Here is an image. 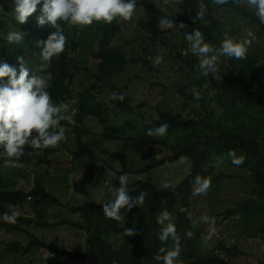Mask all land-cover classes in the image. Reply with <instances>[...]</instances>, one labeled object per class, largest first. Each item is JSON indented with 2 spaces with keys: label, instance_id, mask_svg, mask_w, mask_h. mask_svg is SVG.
<instances>
[{
  "label": "rangeland",
  "instance_id": "1",
  "mask_svg": "<svg viewBox=\"0 0 264 264\" xmlns=\"http://www.w3.org/2000/svg\"><path fill=\"white\" fill-rule=\"evenodd\" d=\"M154 5L161 14L147 9L145 6H137L129 19H117V33L111 46L124 50L128 59L126 69L114 76L113 81L117 87L115 91L98 93V97L106 101L108 115L113 123L123 129L131 137H139L147 134L148 129L156 128L158 119L156 109L171 111L178 115L179 121L187 122L197 119L200 111V102L191 99L185 106V98L175 92V88H185L195 97H204L208 112L213 114V123L219 129L230 135L243 134L247 137H264V110L255 104V100L244 102L243 100H231L232 111L227 108V102L219 98L214 90H211L207 80L193 61L202 60L204 57L194 55L191 47L184 48V30L177 23L176 18L182 12L184 0H142ZM247 4V0H241ZM204 13L211 10V14L218 20L222 30V37L227 32L229 37L249 38L247 32L255 37L248 47L247 54L257 58L256 65L250 70L244 67L236 58L225 57L223 67L230 62L235 64L237 72L247 78L256 77L264 80V32L244 17L237 15L228 8L202 5ZM160 17H166L175 21L176 26L159 28ZM153 22L151 29L143 28L139 23ZM25 24V23H24ZM24 24H18L15 20L14 0H0V39L7 41V34L14 28H21ZM90 26H67V44L65 50L69 63L70 85L72 93L65 102L68 105L63 113L65 119L71 120L78 112V103L81 95L90 88L94 75L98 72L97 61L91 56L90 50H99L98 41L86 45V33ZM102 38L99 35L98 40ZM251 39V38H249ZM25 41L22 40L21 43ZM9 43V42H8ZM74 44H77L76 47ZM62 53L52 59L58 61ZM159 57V61H157ZM0 63L2 58L0 57ZM49 62H44V69L49 67ZM120 97H123L121 100ZM229 101V100H227ZM130 107L131 111H123L122 107ZM204 114L203 116H205ZM113 121V122H112ZM87 134L82 138L90 150L86 159L76 160L75 153L78 150L77 132L75 124L71 128L62 127L66 139L46 158L38 160L31 165H20L11 161L3 162L0 167V187L8 190L35 191L38 185L43 184L47 190L58 197L62 205L47 207V213L42 222L45 226L33 224L28 227L34 237L45 243L49 248H31L22 255L11 253L9 244L21 242L29 244L32 239L24 233H15L2 229L0 226V264H92L91 261L75 262L63 260V252L84 251L90 232L80 230L72 226L57 225L59 221L79 222L85 225L91 224V216L83 217L73 211L74 207L85 202L102 204L115 198L116 184L121 175H128L129 191L136 189L140 182H151L158 190L170 192L190 172L191 162L183 158L174 163L165 164L152 169L149 172L138 174L137 171L152 163L151 156L162 159L165 146L177 145L187 140H194L197 134L196 128L186 127L181 131L168 130L163 137H150L145 140L144 153L128 149L126 151L125 172L121 162L109 160L107 151H121L123 141H108L102 136L104 125L97 117H87L84 121ZM58 126L56 131H59ZM156 149H163V154H154ZM149 152V154H147ZM87 156H89L87 158ZM87 161V162H86ZM222 161V162H221ZM87 165L83 166V163ZM210 187L205 193H192L190 199L191 228L192 233L186 237L185 243L194 244L195 249L202 254H216L232 264H259L264 262V193L260 194L253 183L251 173L246 169L233 166L226 155L212 157L206 167ZM4 185L1 186V183ZM254 201L260 212L256 215H248L246 212L232 214L239 205ZM33 200L29 201L23 210L10 207L28 218L34 216L32 210ZM180 204L166 206L165 210L172 215L173 222L177 221ZM31 215V217H30ZM157 216H149V221L158 220ZM206 217L204 220L202 218ZM0 221H5L0 213ZM127 224L128 221H123ZM160 228L163 226L158 224ZM115 232L112 237V245L121 246L124 241L123 234ZM109 239V238H108ZM55 255V256H54ZM64 258H68L67 256Z\"/></svg>",
  "mask_w": 264,
  "mask_h": 264
},
{
  "label": "trees",
  "instance_id": "2",
  "mask_svg": "<svg viewBox=\"0 0 264 264\" xmlns=\"http://www.w3.org/2000/svg\"><path fill=\"white\" fill-rule=\"evenodd\" d=\"M208 5L213 7L228 8L234 11L237 15L244 17L251 24L257 25L264 32V24L260 22L256 15L254 8H249L243 4L241 0H184L182 3V14L176 18L179 25L183 24L184 27V45L183 47H191V42L186 39V36L195 30L203 33L205 42L210 43L217 48L223 41V33L219 26L218 20L209 12L204 13L203 8L198 9L197 5ZM137 6H145L159 14L160 10L154 5L148 4L142 0H136ZM43 0L41 4L37 5V11L28 18V21L21 28L24 43H8L0 39V57L2 62H7L9 65L17 69L19 75V61L17 57H23L25 65L29 70L30 76L34 69H36L41 61L42 47L41 42L48 39L55 28L51 25L40 26L38 24V17L42 14ZM202 11V15L196 18L197 12ZM118 19V18H117ZM117 19L111 24L103 21L94 22L87 30L83 29L82 34L86 33L85 44L90 45L92 42L98 41L99 50L97 52L90 50L91 56L97 61L98 72L94 75L93 82L89 89H87L80 97L78 103V112L71 120H61L60 126L71 128L74 123L73 129L77 132L78 150L75 153L76 160L86 159V154L89 152V146L82 141V138L87 134V129L84 121L87 117L93 116L99 118V122L104 125L102 136L108 141H123V148L121 151L109 152L107 155L112 162H121V166L125 172H129L126 167V151L128 149L135 150L139 153H144L143 146L145 140L150 137L147 134H142L139 137H131L126 134V130L110 123V117L106 108V101L98 97V93L105 91H115L117 87L113 81L116 74L123 72L127 65L128 59L124 50L120 47H112L111 43L117 33L118 27L116 25ZM63 34L66 37L65 49L62 52L58 61L53 59L45 72H50L52 79L48 91L57 104L66 102L72 93L70 85L69 63L65 50L68 49L67 44V26L69 22L59 21ZM145 29H151L155 26L153 22L139 23ZM102 38L98 40L99 35ZM76 47L77 44H74ZM226 57V56H225ZM225 57H220L224 60ZM201 60H194L193 64L198 67ZM240 63L249 68L250 70L256 65L257 58L246 53V58L239 59ZM218 73L216 74L219 79L215 78L211 73L208 75L207 83L211 90H214L219 98L227 104V108L232 111L231 100H243L250 102L255 100V104L264 110V80L261 78L250 77L247 78L244 74L237 72L235 64L230 62L223 67L222 62L219 60ZM8 78L0 83H6ZM175 92L185 98V106L189 100L196 99L192 93H188L185 88H175ZM200 102V111L197 119H190L187 122L179 121L178 115L171 111H163L156 109L158 119L155 125L159 127L161 124L167 123L170 125V130L181 131L186 127L196 128L197 134L194 140L190 139L186 142L169 145L162 143L166 150L162 159L151 156L152 163L146 165L144 168L137 171L138 174L146 173L152 169L174 163L183 158L189 159L191 162L190 172L187 176L178 183L170 192H164L157 189L151 182H140L139 186L129 191L130 195H138L141 191L147 192V196L142 205L134 207L131 211L126 209L121 210L124 215V227L120 223L111 218H107L103 213V204L110 202V199L102 204H94L85 202L83 205L73 208V211L83 217L88 214L91 216V224L85 225L84 221L70 222L59 221L57 225L72 226L80 230L90 232L87 240V246L84 251H67L62 255L65 259H72L75 262H85L90 260L92 264H159L154 257L161 248H170L173 244L171 238L165 242H161L158 238L161 228L156 220L149 221V216H157L162 211H165L166 206L180 204L177 221L175 222L176 231L180 237L181 255L180 259L183 264H232L223 257L216 254H202L199 253L194 244L189 242L185 243L187 233L191 228V219H189L190 199L193 193L194 181L197 176L208 178L206 167L209 160L215 156L226 155L231 165V157L227 155L230 150L235 151L236 158L243 157V162L236 167L246 169L251 173L253 183L257 186L260 194L264 193V137H247L243 134L230 135L225 131L219 129L213 123V114L208 112L206 101L204 97L197 99ZM229 100V101H227ZM232 103V104H231ZM123 111H131L130 107L123 106ZM206 114L205 116H203ZM262 124L264 125V119ZM59 146H52L43 150H36L31 147L25 146V152L17 160L16 157H6L0 155V167L4 161H11L20 165H31L32 163L46 158L56 150ZM163 149H156L155 152L149 151L154 154H163ZM5 149L0 145V154L4 153ZM149 152L147 154H149ZM31 153V154H30ZM55 153V152H54ZM89 156H87L88 158ZM87 162V161H86ZM83 163V166L87 163ZM4 179L0 176V181ZM120 187V180L116 182ZM4 182L1 183V186ZM33 200L32 210L35 211L32 218L28 215H22L20 212L15 223L8 221H0L2 229L15 233H24L32 239L29 244L15 242L9 244V251L16 255H22L31 251L33 248H49L45 243L34 237V234L28 229L29 226L36 224L37 226H45L47 223L42 222L47 213V207L52 205H62L58 197L53 195L46 187L40 183L35 191L28 192L25 190H8L0 187V213H9L13 211L10 207L23 210ZM186 210V211H184ZM246 212L248 215H256L260 212L257 204L247 202L239 205V207L232 211V214ZM31 217V215H30ZM114 223L116 224L117 234H123L124 229L135 228L136 234L134 236H124V241L119 247L112 245V237L115 232ZM109 238V239H108ZM55 256V255H54ZM259 264H264L261 262Z\"/></svg>",
  "mask_w": 264,
  "mask_h": 264
},
{
  "label": "clouds",
  "instance_id": "3",
  "mask_svg": "<svg viewBox=\"0 0 264 264\" xmlns=\"http://www.w3.org/2000/svg\"><path fill=\"white\" fill-rule=\"evenodd\" d=\"M39 4L41 0H14L15 20L18 24L26 23L28 18L37 11ZM247 4L255 9L258 19L264 24V0H247ZM197 7L202 9L203 6L198 4ZM135 8L136 0H43L42 14L37 18L38 24L40 26L51 25L56 30L46 41L41 42L40 65L33 70L30 76L23 57H17L20 65L19 75L14 66L6 61L0 63V81L8 78L6 83H0V145L5 149L0 155L16 157L18 160L24 154L26 145L36 150H43L56 146L66 139L64 129L62 127L59 131L56 129L60 126V121L65 119L63 113L68 105L64 102L57 104L53 101L48 91L52 76L50 72L44 71V62L50 63L54 56L59 55L65 49L66 37L58 22L65 21L80 26H90L100 21L111 24L118 17L131 18ZM201 15L202 11H198L196 18ZM174 26H176L175 21L160 17L159 28L162 31ZM179 27H184V25L181 24ZM23 35L18 28H14L7 34V41L19 44L23 40ZM246 36L251 39L229 37L226 32L219 48L205 42L204 35L199 30L188 34L186 39L191 42L193 54L204 57L198 65L201 73L204 76L211 73L219 79L216 74L219 71L220 57L226 56L238 60L246 58L248 47L255 39L251 32H247ZM156 59L159 61L160 58ZM199 98L197 93L196 99ZM120 99L122 100L123 97ZM169 128L170 125L164 123L159 127L148 129L147 135L163 137L168 133ZM227 155L231 157L232 163L236 166L243 162V157L236 158L233 150H230ZM119 180L120 187L115 189V198L103 204V213L107 218L113 219L124 227L125 217L121 214V210L126 209L129 212L134 207L142 205L147 192L141 191L138 195L132 196L127 187L128 175H121ZM209 187L208 178L202 179L197 176L194 181L193 194L205 193ZM19 214L18 211H12L11 214L6 212L3 214V219L15 223ZM157 223L163 226L158 233L159 240L165 242L171 238L173 244L170 248H161L154 259L159 264H183L180 259L182 251L180 237L171 213L167 210L162 211ZM135 234V228L124 229V235L134 236ZM187 236L190 238L192 233L188 232Z\"/></svg>",
  "mask_w": 264,
  "mask_h": 264
},
{
  "label": "crops",
  "instance_id": "4",
  "mask_svg": "<svg viewBox=\"0 0 264 264\" xmlns=\"http://www.w3.org/2000/svg\"><path fill=\"white\" fill-rule=\"evenodd\" d=\"M113 122V121H112ZM87 261H90V260H87ZM86 262V261H85ZM29 264H35L34 262H27ZM84 263V262H83ZM92 263V262H91Z\"/></svg>",
  "mask_w": 264,
  "mask_h": 264
}]
</instances>
